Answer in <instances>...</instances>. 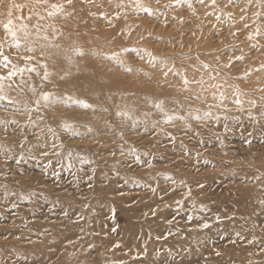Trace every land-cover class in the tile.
Masks as SVG:
<instances>
[{
	"label": "rangeland",
	"instance_id": "rangeland-1",
	"mask_svg": "<svg viewBox=\"0 0 264 264\" xmlns=\"http://www.w3.org/2000/svg\"><path fill=\"white\" fill-rule=\"evenodd\" d=\"M0 47V264H264V0H0Z\"/></svg>",
	"mask_w": 264,
	"mask_h": 264
},
{
	"label": "snow or ice",
	"instance_id": "snow-or-ice-1",
	"mask_svg": "<svg viewBox=\"0 0 264 264\" xmlns=\"http://www.w3.org/2000/svg\"><path fill=\"white\" fill-rule=\"evenodd\" d=\"M137 161H139V157H137ZM82 162H84V163H87V161H84V160H82ZM147 164H148V166H151V162L150 161H148V162H146ZM262 203H264V202H262ZM217 220H219V217H217ZM210 225L209 224H207V223H204L203 225H202V227L203 228H208ZM218 254V253H217ZM139 258V257H138Z\"/></svg>",
	"mask_w": 264,
	"mask_h": 264
},
{
	"label": "bare ground",
	"instance_id": "bare-ground-1",
	"mask_svg": "<svg viewBox=\"0 0 264 264\" xmlns=\"http://www.w3.org/2000/svg\"><path fill=\"white\" fill-rule=\"evenodd\" d=\"M0 49H2V50H3V48H2V47H0Z\"/></svg>",
	"mask_w": 264,
	"mask_h": 264
}]
</instances>
